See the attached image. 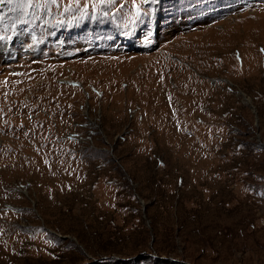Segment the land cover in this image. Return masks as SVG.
Segmentation results:
<instances>
[{
	"label": "rangeland",
	"instance_id": "1",
	"mask_svg": "<svg viewBox=\"0 0 264 264\" xmlns=\"http://www.w3.org/2000/svg\"><path fill=\"white\" fill-rule=\"evenodd\" d=\"M1 34L35 53L0 72V264H264V0H3Z\"/></svg>",
	"mask_w": 264,
	"mask_h": 264
},
{
	"label": "built area",
	"instance_id": "2",
	"mask_svg": "<svg viewBox=\"0 0 264 264\" xmlns=\"http://www.w3.org/2000/svg\"><path fill=\"white\" fill-rule=\"evenodd\" d=\"M26 39L14 34L0 35V72L12 69L14 64L26 59L30 52L35 53V46H24V49L19 48L20 43L23 45L27 43Z\"/></svg>",
	"mask_w": 264,
	"mask_h": 264
},
{
	"label": "bare ground",
	"instance_id": "3",
	"mask_svg": "<svg viewBox=\"0 0 264 264\" xmlns=\"http://www.w3.org/2000/svg\"><path fill=\"white\" fill-rule=\"evenodd\" d=\"M246 14V13H245ZM231 18V17H230ZM238 20H239V18H237ZM228 21H230V19H224V20H222V21H219V23H222V24H224V23H227ZM217 24H218V22H215V23H212V24H210V25H208V27H210V28H216L217 27ZM224 26H225V24H224ZM238 25L235 23H233V24H227V27H228V29L229 30H231V31H239V29H240V27H237ZM207 27V28H208ZM228 33V32H227ZM230 33V32H229ZM232 33H234V32H232ZM215 39L213 40V41H211V42H209V45L206 43V45L208 46V48H206V50H204V51H202V52H199V53H196V54H194L193 52H191V51H189V52H191L192 53V55L193 56H196V57H198V58H203V57H210L211 58V55L214 53V51H215V48H214V46H216L217 47V45H220V43L219 42H221L222 43V41H221V38H219V37H214ZM212 46V47H211ZM223 46V45H222ZM222 46H220V47H222ZM223 48V47H222ZM216 49H218V48H216ZM221 51H222V49H221ZM213 52V53H212ZM115 57V56H114ZM213 57V56H212ZM110 58V57H109ZM113 60V59H112ZM207 60V59H206ZM193 61V60H192ZM217 63V62H216ZM220 66V65H219ZM6 166V165H5Z\"/></svg>",
	"mask_w": 264,
	"mask_h": 264
},
{
	"label": "snow or ice",
	"instance_id": "4",
	"mask_svg": "<svg viewBox=\"0 0 264 264\" xmlns=\"http://www.w3.org/2000/svg\"><path fill=\"white\" fill-rule=\"evenodd\" d=\"M0 2H3V0H0ZM9 2H12V0H9ZM100 3H105V2H112V0H99ZM145 2H148V0H145ZM20 3L22 6L26 4V6L30 7L32 0H20ZM4 83H7V81H4ZM6 95V93H5Z\"/></svg>",
	"mask_w": 264,
	"mask_h": 264
}]
</instances>
